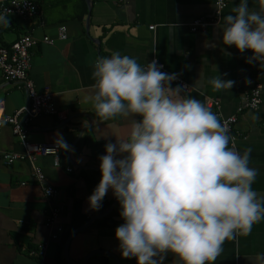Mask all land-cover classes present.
<instances>
[{"label": "crops", "instance_id": "1", "mask_svg": "<svg viewBox=\"0 0 264 264\" xmlns=\"http://www.w3.org/2000/svg\"><path fill=\"white\" fill-rule=\"evenodd\" d=\"M35 1L34 19L0 21V44L38 41L29 77L60 115L28 122L27 139L60 145L57 167L52 156L35 159L56 196L44 198L27 161L3 164V153L24 154L5 125L0 264H40L29 252L41 244L43 264H264V0H228L217 26L194 33L190 23L209 19L214 0H90L88 30L86 0L82 20L80 0ZM153 58L165 72L147 80L141 68ZM256 81L259 112L238 113ZM208 99L238 118L240 137L223 156H209L218 119ZM28 105L0 72V114ZM146 195L148 215L138 205Z\"/></svg>", "mask_w": 264, "mask_h": 264}, {"label": "built area", "instance_id": "2", "mask_svg": "<svg viewBox=\"0 0 264 264\" xmlns=\"http://www.w3.org/2000/svg\"><path fill=\"white\" fill-rule=\"evenodd\" d=\"M228 0H214L213 15L207 20H194L189 25L191 32L205 30L209 27L217 26L221 20L223 11L226 9ZM38 5L35 0H8L0 3V21L7 19H21L31 20L38 14ZM154 27H150L153 30ZM66 27L59 26L57 35L60 40H65ZM42 42L52 45L53 41L44 37ZM38 41L29 34L20 36L10 47H0V72L1 77L6 83H13L19 88L26 91L29 105L16 111L13 115L0 114V134L5 125L11 127L12 133L18 137L21 143L24 154L3 153L2 161L5 166H10L16 161H27L32 169L35 182L40 186L44 198L51 201L56 196V191L50 186L45 185V176L42 170L35 166V159L37 156H52L54 158V166L59 165V149L58 144L47 143H30L27 139L28 122L37 118L38 116H59L60 113L53 103V94L48 88L38 92L35 89L33 81L29 77L30 60L32 50L37 46ZM141 72L147 80H157L158 77L165 72L164 66L153 58L149 63L141 68ZM169 82L176 84L180 91L187 92L189 87L178 77L169 75ZM262 103V84L256 81L253 87L244 95V105L238 109V113L246 111L250 114L259 112ZM206 104L209 107L216 109L215 117L217 120L216 132L217 137L213 147L209 151L210 157H218L227 154L236 144L240 135L236 131V124L238 118L236 115L224 117L219 113V103L217 101L207 100ZM207 158L199 159L201 163L206 162ZM21 185H25L22 183ZM149 195L144 196L139 202V208L145 215L150 213L147 208V200ZM131 197L125 194L122 197L124 205L131 204ZM58 217V210L51 209L50 215L46 220V225L53 228ZM63 230L61 227H56L54 234L51 236L52 241H57ZM46 245H39L36 249L29 252V256L36 258L43 264L45 259Z\"/></svg>", "mask_w": 264, "mask_h": 264}, {"label": "trees", "instance_id": "3", "mask_svg": "<svg viewBox=\"0 0 264 264\" xmlns=\"http://www.w3.org/2000/svg\"><path fill=\"white\" fill-rule=\"evenodd\" d=\"M80 3H81L80 8H81L82 10H81L80 15H78L77 18H78L79 20H82V17L87 13V8H86V4H85L84 0H80ZM20 20H21V19H20ZM4 21H5V20H4ZM0 47H4V45L0 44Z\"/></svg>", "mask_w": 264, "mask_h": 264}, {"label": "water", "instance_id": "4", "mask_svg": "<svg viewBox=\"0 0 264 264\" xmlns=\"http://www.w3.org/2000/svg\"><path fill=\"white\" fill-rule=\"evenodd\" d=\"M86 3L88 5V17H87V20H86V30H88V25H89V17H90V9H91V3H90V0H86ZM66 250H67V246H65V253H66ZM69 263V262H68Z\"/></svg>", "mask_w": 264, "mask_h": 264}]
</instances>
